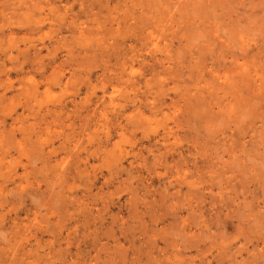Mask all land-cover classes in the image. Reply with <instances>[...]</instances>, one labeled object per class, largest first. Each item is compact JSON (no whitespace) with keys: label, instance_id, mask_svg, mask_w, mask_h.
<instances>
[{"label":"rangeland","instance_id":"rangeland-1","mask_svg":"<svg viewBox=\"0 0 264 264\" xmlns=\"http://www.w3.org/2000/svg\"><path fill=\"white\" fill-rule=\"evenodd\" d=\"M0 264H264V0H0Z\"/></svg>","mask_w":264,"mask_h":264}]
</instances>
